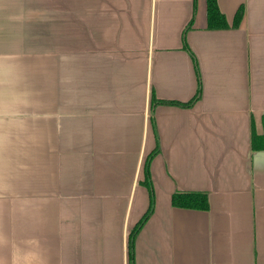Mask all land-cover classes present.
I'll list each match as a JSON object with an SVG mask.
<instances>
[{
    "label": "crops",
    "instance_id": "0c3cea01",
    "mask_svg": "<svg viewBox=\"0 0 264 264\" xmlns=\"http://www.w3.org/2000/svg\"><path fill=\"white\" fill-rule=\"evenodd\" d=\"M216 1L0 0V264H128L155 149L134 264H264V0Z\"/></svg>",
    "mask_w": 264,
    "mask_h": 264
},
{
    "label": "trees",
    "instance_id": "16d2710c",
    "mask_svg": "<svg viewBox=\"0 0 264 264\" xmlns=\"http://www.w3.org/2000/svg\"><path fill=\"white\" fill-rule=\"evenodd\" d=\"M242 7H240L234 17L233 25L237 26L240 22V19L242 17ZM206 18H207V27L208 28H224L227 26L226 19L224 15L220 12L217 1L216 0H206ZM191 26V21L186 26L185 30L188 29ZM184 30V31H185ZM184 33V32H183ZM184 48L190 53L194 68L196 71L197 79H198V86L196 89V92L194 96L187 102H173L169 101V103H175L178 105L189 107L193 104L194 101H196L200 94H201V81H200V75H199V69L196 62L195 56L192 54V52L187 47L185 41ZM152 102H159L158 99H156L154 96H152ZM156 149L150 152L145 161L143 166L144 171V181L143 183L146 185V187L149 190V206L146 210V212L143 214L139 222L133 227L131 232L129 233V240H128V264H134V240L135 236L139 230V228L143 225L147 217L152 211L153 208V191L152 186L149 179V162L150 159L154 156L156 153ZM172 204L177 207H184V208H195V209H207L208 208V201L207 196L203 192H174L171 197Z\"/></svg>",
    "mask_w": 264,
    "mask_h": 264
}]
</instances>
